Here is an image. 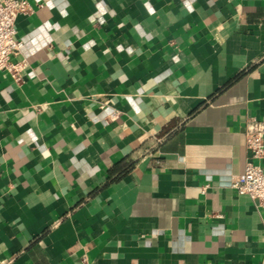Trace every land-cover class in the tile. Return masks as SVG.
Listing matches in <instances>:
<instances>
[{"label": "crops", "instance_id": "1", "mask_svg": "<svg viewBox=\"0 0 264 264\" xmlns=\"http://www.w3.org/2000/svg\"><path fill=\"white\" fill-rule=\"evenodd\" d=\"M27 1L0 264H264V209L231 188L264 120V0Z\"/></svg>", "mask_w": 264, "mask_h": 264}, {"label": "built area", "instance_id": "2", "mask_svg": "<svg viewBox=\"0 0 264 264\" xmlns=\"http://www.w3.org/2000/svg\"><path fill=\"white\" fill-rule=\"evenodd\" d=\"M35 11L27 0H0V73H7L16 83H22L27 69L26 61L13 62L21 53L24 43L18 38L15 23L20 15ZM118 113L112 114L113 120ZM246 146L250 158L243 173L235 176L231 188L238 195H247L259 208L264 209V170L255 161L264 160V120L249 118L246 121Z\"/></svg>", "mask_w": 264, "mask_h": 264}, {"label": "trees", "instance_id": "3", "mask_svg": "<svg viewBox=\"0 0 264 264\" xmlns=\"http://www.w3.org/2000/svg\"><path fill=\"white\" fill-rule=\"evenodd\" d=\"M130 165H131V164H129V165H128V166H126V167H130Z\"/></svg>", "mask_w": 264, "mask_h": 264}]
</instances>
